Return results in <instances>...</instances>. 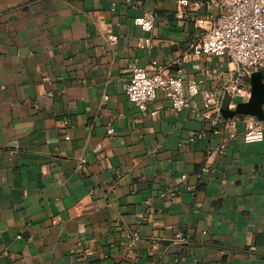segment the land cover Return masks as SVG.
Masks as SVG:
<instances>
[{
	"label": "crops",
	"instance_id": "1",
	"mask_svg": "<svg viewBox=\"0 0 264 264\" xmlns=\"http://www.w3.org/2000/svg\"><path fill=\"white\" fill-rule=\"evenodd\" d=\"M177 1L0 0V264H264V140L243 138V118L264 120V68L249 100L225 99L227 142L202 95L181 112L126 95L131 63L209 86L232 73L190 47L218 9L179 18Z\"/></svg>",
	"mask_w": 264,
	"mask_h": 264
},
{
	"label": "built area",
	"instance_id": "2",
	"mask_svg": "<svg viewBox=\"0 0 264 264\" xmlns=\"http://www.w3.org/2000/svg\"><path fill=\"white\" fill-rule=\"evenodd\" d=\"M177 4L176 15L179 18L187 17L190 12L205 15L207 11L218 9L213 23L191 43L190 47L197 55L211 54L226 58L233 64L232 73L227 76L226 71L218 70L220 83L209 86L206 78L186 81L182 74L169 72L165 65L155 59L147 66L131 63L126 95L139 109L146 111L149 104L163 92L172 101L176 112L191 106L196 95H202L205 107L200 114L214 128L227 131L226 142L235 139L239 135L236 129L238 118L225 117L223 103L227 97L232 101L249 100L252 96L250 79L254 72L264 68V0H178ZM156 20V13L148 11L136 17L135 24L150 32ZM117 41L118 37L112 35L109 43L115 45ZM151 45L150 36L139 40L140 47L149 48ZM207 74L208 78L214 77L210 69ZM151 113L156 114L158 110H152ZM243 120L246 124L243 132L246 142L264 140V120L255 117H245ZM225 146L226 143H223L214 147L212 151L222 152ZM85 162L81 160L79 167L83 168ZM209 171L210 167L205 164L201 175ZM186 178L187 175L183 174L182 179L185 181ZM186 187L189 188V185ZM163 195L171 196L166 192ZM130 236L133 239L138 237L136 232ZM186 241L183 232L176 234L175 243ZM254 249L255 246H251V250Z\"/></svg>",
	"mask_w": 264,
	"mask_h": 264
},
{
	"label": "water",
	"instance_id": "3",
	"mask_svg": "<svg viewBox=\"0 0 264 264\" xmlns=\"http://www.w3.org/2000/svg\"><path fill=\"white\" fill-rule=\"evenodd\" d=\"M263 120V119H262Z\"/></svg>",
	"mask_w": 264,
	"mask_h": 264
}]
</instances>
